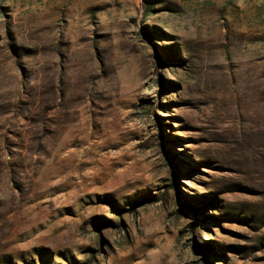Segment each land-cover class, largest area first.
Instances as JSON below:
<instances>
[{
	"label": "rangeland",
	"instance_id": "obj_1",
	"mask_svg": "<svg viewBox=\"0 0 264 264\" xmlns=\"http://www.w3.org/2000/svg\"><path fill=\"white\" fill-rule=\"evenodd\" d=\"M0 264H264V0H0Z\"/></svg>",
	"mask_w": 264,
	"mask_h": 264
}]
</instances>
